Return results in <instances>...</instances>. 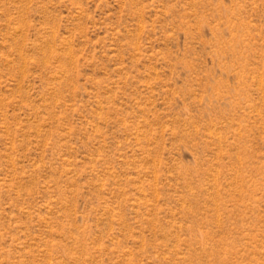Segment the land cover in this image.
Here are the masks:
<instances>
[{"label": "rangeland", "instance_id": "1", "mask_svg": "<svg viewBox=\"0 0 264 264\" xmlns=\"http://www.w3.org/2000/svg\"><path fill=\"white\" fill-rule=\"evenodd\" d=\"M0 264H264V0H0Z\"/></svg>", "mask_w": 264, "mask_h": 264}]
</instances>
